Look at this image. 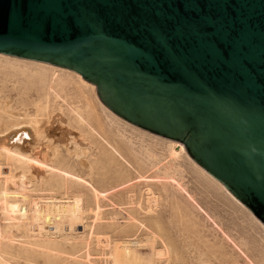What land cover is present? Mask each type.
Here are the masks:
<instances>
[{
	"label": "water",
	"instance_id": "1",
	"mask_svg": "<svg viewBox=\"0 0 264 264\" xmlns=\"http://www.w3.org/2000/svg\"><path fill=\"white\" fill-rule=\"evenodd\" d=\"M0 53L78 72L264 224V0H0Z\"/></svg>",
	"mask_w": 264,
	"mask_h": 264
},
{
	"label": "rangeland",
	"instance_id": "2",
	"mask_svg": "<svg viewBox=\"0 0 264 264\" xmlns=\"http://www.w3.org/2000/svg\"><path fill=\"white\" fill-rule=\"evenodd\" d=\"M11 72L10 69H5L4 65L0 64V109L3 110V112L0 111V132L5 129L4 124L7 123L6 121L11 123L25 115L33 117L38 115L44 123L48 119V113L51 111L50 102L45 99L40 100L35 90V84L30 83L25 77L19 75L11 81L10 79L6 81L5 75ZM75 89L78 90L77 87ZM86 93L92 99L93 94L98 96L97 88L96 93H89L88 91ZM86 93L84 91L81 95H77L72 92L69 96V98L71 97L69 101H73L72 103L76 107H81V105L83 107L84 103H87L88 99H90L86 97ZM75 97L78 100H75ZM39 105H41L40 107L43 106V110L38 111L40 109ZM44 106H46V109ZM9 112L12 113L10 114ZM7 113L13 117L7 120ZM64 113L67 118L63 117V120H66L65 123L60 121L58 124L61 126L60 128H67L74 134L76 132V135L84 134L71 122L73 116L69 114V111ZM52 115L54 116L55 113ZM112 140L119 143V140H115V138H112ZM119 144L121 145V143ZM178 144L180 145V143ZM138 146L136 149L138 151L141 150L139 152L143 155H153L152 162L156 165L155 167L148 162L146 164L138 163V171H136L125 166L111 153L107 154L100 151L96 141L92 144L93 148L90 146L92 151L90 150V153L86 151L89 153H86V157L82 155L85 158H81V155L77 153L84 162L89 158L88 164L92 165V173L89 170L81 171L79 167L77 169L85 176L87 175L86 177L89 181L98 189L100 203L104 210L101 213V217L104 220H100L93 225L94 236L91 237L88 227L92 225V220H94L93 214L87 216L83 224L85 228L81 232L72 233L69 227H65L66 231L63 234L50 235L49 237L33 236L30 232L29 223L26 221L23 224L24 232L23 230L11 229L12 216L7 208V202L26 200L25 204H29L30 198L38 196V198L42 199L43 204L50 205L51 197H59L64 202L69 201L70 197L75 194V191H73L69 192L68 195L64 189L51 187L42 180L37 181L30 178L28 180L30 171L28 169L18 170L19 179L28 181L29 192L24 198L21 194L19 195L17 189L13 188L14 192L8 196L7 200H0L1 203L6 202L5 204H0V233L8 232V235L3 234L7 237L0 234V264H89L88 262L92 264H113V262H110L112 261L110 255L114 253V244L123 241L144 244V247L140 244V246L142 245L140 252L144 256H151L152 250L154 251L151 248L152 245L155 246V250H165L167 248L166 257H162V260H157L159 264H264V230L256 222L237 206L235 207L229 199L220 195L210 184L200 180L197 181V177L183 159H179L175 163L173 158L169 157L170 155L166 148H155L150 144L148 147H146L147 144H139ZM59 148L60 150L64 148L62 150L63 153L66 151L62 143L59 144ZM178 151H180V148ZM75 155L76 153L74 152ZM48 158L47 160H50ZM80 158H77V160ZM75 162L77 161L73 159V165L69 164V170L75 167ZM165 172H170L169 175L172 178L170 182L173 181L172 183H175V185L177 182H182L188 188L189 193L195 196L198 204L204 210L202 215L192 211L195 217L187 218L188 215L186 213L179 211L180 209L175 206L176 204L174 205L175 202L170 199L173 191L170 183L163 178L165 177ZM174 179L176 180L174 181ZM51 180L57 181L53 176ZM151 187L162 198L159 201L160 204L158 203L159 205L154 207V211L148 213L146 208L151 206L152 200L147 195V189ZM74 189H77V187ZM84 194L87 200L86 208L94 209L95 203L92 192L84 191ZM0 195L2 196V194ZM1 196L0 198L3 199V196ZM62 204L68 205L67 203ZM211 220L214 222L211 223ZM69 222H72V219L63 216L60 221H49L47 224H53L55 227V223L65 225ZM193 222L198 224L194 225ZM11 233L17 236L18 240L15 243L9 238L12 235ZM226 235L234 239L235 243L227 240ZM149 239L151 240L148 241ZM44 242L48 243L50 248L59 252L60 256L49 257L48 255H40L37 245ZM235 244L238 246L236 247ZM67 254L78 255L79 257L73 260Z\"/></svg>",
	"mask_w": 264,
	"mask_h": 264
},
{
	"label": "bare ground",
	"instance_id": "3",
	"mask_svg": "<svg viewBox=\"0 0 264 264\" xmlns=\"http://www.w3.org/2000/svg\"><path fill=\"white\" fill-rule=\"evenodd\" d=\"M0 64H3L5 69H10L12 71L10 74L5 75L6 81L8 79L11 81L19 75L25 77L30 83L35 84L36 89H34L37 91L40 100L45 99L51 104V111L48 113V119L44 123L43 120L38 117V115H36V117L25 115L22 118L16 119L14 122L9 123V121H6L7 123L4 124L5 129L0 132V194L3 196V199L0 198V200H7L8 196L14 192L13 188L19 191V195L21 194L22 197L26 198L27 193L29 192L28 181L26 182L19 179L17 173L18 170L21 169H28V171H30L28 180L30 178L31 180L36 179L37 181H45V183L51 187L64 189L67 194L69 192L75 191V194L70 197L69 201L63 202V199L59 197H51L50 205L43 204L41 201L42 199L38 198V196L30 198L29 204H25L26 200L7 202V208L12 216V225L10 226L11 229H16L17 231L23 230L24 232L25 230L23 229V224L24 221H26L29 223L30 232L33 236L49 237L50 235L54 236L55 234H63L65 233L64 231H66L65 227H69L72 233L81 232L85 228L83 225L86 221L85 219H87L89 214H93L94 220H92V225H90L88 228L91 231V233L89 231V234H91L90 237L94 236L93 225H95L100 220H104L101 217V213L104 210L100 203L98 189L93 186L92 182L89 181V179L86 177L87 175L85 176L82 172H79L77 167H79L81 171L89 170L90 173H92V165L88 164L89 158H87L85 162L81 158H83L86 153L93 148L92 144L94 141H96V143L99 145L100 151L107 154L111 153L125 166L136 171H138V163L146 164V162H148L151 163L153 167L156 166L152 162L153 155H143L141 152H139L141 150L138 151L136 149V147H139V144H147L146 147H148L150 144L155 148H166L168 154L170 155L169 157L173 158L174 162L178 161L179 159H183L197 177V181L200 180L210 184L220 195L229 199L230 202L235 205V207L237 206L264 230V225L253 215L254 213L247 206L243 205V203L237 197H235L230 190H228L224 183L215 178L205 168L198 164L189 155L184 144L183 146L179 147L180 145L178 143L180 142L148 132L147 130H144L123 119L114 113L107 105H105L99 98V95L96 96V94H93V99L92 97H88L89 95H87L86 92L88 91L89 93H96L97 86L83 79V76L78 72L58 65L20 58L4 53H0ZM75 87H77L78 90H76ZM84 91L86 93L85 95H87L86 97L90 99H88L87 103H84L83 107L82 105L81 107L74 106L75 104L72 103L73 101H69L71 98H69L70 94L75 92L77 95H81ZM76 99L77 98L75 97V100ZM40 106L41 105H39V107ZM42 107H40L38 111H41ZM45 107L46 106H44V108ZM0 111L3 112L1 109ZM65 111H69V114L73 116L71 122H73L74 126H76L81 132H84V134L76 135V132L74 134L67 128H60L61 126L58 124L60 121H64L63 117L67 116H64ZM42 113H44V111H42ZM54 113L55 115L53 116L52 114ZM10 117L11 116L7 113L6 119H10ZM111 137L115 138V140H119V143H121L122 147L117 141L112 140ZM60 143H62V146L66 148L64 153L62 152L64 148H61L62 150L59 148ZM176 148H180V151H175ZM74 152L76 153V157L74 156ZM77 153L81 155V158L79 155H77ZM146 153L148 152L146 151ZM82 155L84 156L82 157ZM47 157H49L50 160H47ZM77 158H80L78 159L80 161H78ZM73 159L77 162H75V167L69 170V164L73 165ZM165 173V177L163 178L170 183L171 190L173 191L172 197L170 199L173 200L172 202H175L174 205L176 204L175 206L180 209L179 211H182L184 214L186 213L188 215L187 218H194L195 215L193 212L198 215H202L204 210L198 204L195 196L189 193L188 188L182 184V182L179 183L176 181V185L175 183L173 184V181L170 182V179H172L171 175H169L170 172ZM48 176L55 177L57 181L51 180V177L49 178ZM175 180L176 179H174V181ZM74 186L77 187V189H74ZM84 191L92 192L95 203L94 209L90 210L86 208L87 200ZM147 192V195L149 196V199L152 200L153 204L151 203V206H148L146 210L148 213H151L154 211V207L160 204L159 201L162 197L160 198L159 194L153 191L152 187L148 188ZM5 203V201L3 203L0 202V204ZM62 203H67L68 205ZM63 216L72 219V222H69L65 225H62L61 223H55V227L53 224H47L49 221H60ZM214 221L211 220V223ZM193 223L194 225L198 224L195 222ZM7 233L8 232H2L0 234L5 236L3 234ZM16 237L17 236L13 234L9 236V238L13 240L14 243L18 240ZM226 239L235 243L234 239H231L229 235H226ZM150 240L151 239L148 241ZM140 244L142 243H131V241L116 242L114 244V253L110 255L112 260L110 262H113V264H156L162 257H166L167 255V248H165V250H155V246L152 245L151 248L154 249V251L152 250L151 256H144L140 252V248L144 247V244H142L143 246L141 245L142 247ZM37 246L39 248L37 249L39 250L40 255H48L49 257L60 256L58 254L59 252L48 246V243L44 242L42 244H38ZM67 256L73 260L76 258L78 259L79 257L78 255L69 254H67ZM87 257L89 258V256ZM88 263L92 264L91 262Z\"/></svg>",
	"mask_w": 264,
	"mask_h": 264
}]
</instances>
